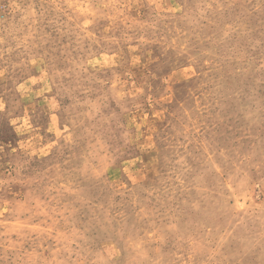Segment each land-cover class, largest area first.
Returning a JSON list of instances; mask_svg holds the SVG:
<instances>
[{
  "label": "rangeland",
  "instance_id": "obj_1",
  "mask_svg": "<svg viewBox=\"0 0 264 264\" xmlns=\"http://www.w3.org/2000/svg\"><path fill=\"white\" fill-rule=\"evenodd\" d=\"M0 264H264V0H0Z\"/></svg>",
  "mask_w": 264,
  "mask_h": 264
}]
</instances>
